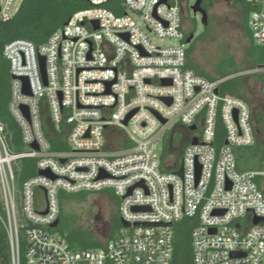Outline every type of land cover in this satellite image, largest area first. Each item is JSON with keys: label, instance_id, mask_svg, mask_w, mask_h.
Returning <instances> with one entry per match:
<instances>
[{"label": "built area", "instance_id": "1", "mask_svg": "<svg viewBox=\"0 0 264 264\" xmlns=\"http://www.w3.org/2000/svg\"><path fill=\"white\" fill-rule=\"evenodd\" d=\"M108 1L90 0L41 45L15 38L4 46L15 76L9 109L25 145L10 150L0 123L12 264L21 262V229L27 264H171L174 226L185 217L194 220V264H264V221L254 223L264 218V157L262 170L240 171L234 152L257 140L251 103L188 66L186 0H122V15ZM246 1L252 40L264 49V0ZM15 2L0 0L2 21L16 14ZM152 34L176 42L158 44ZM246 72H264V64ZM173 125L189 135L180 159L169 161L157 149ZM52 135L67 147L53 148ZM173 144L174 135L169 153ZM22 159H34L37 173L19 185ZM109 188L121 198V226L102 247L74 250L49 231L60 190Z\"/></svg>", "mask_w": 264, "mask_h": 264}, {"label": "rangeland", "instance_id": "2", "mask_svg": "<svg viewBox=\"0 0 264 264\" xmlns=\"http://www.w3.org/2000/svg\"><path fill=\"white\" fill-rule=\"evenodd\" d=\"M195 2L196 0H186L183 10L186 34L188 36L193 34L187 47L191 49L189 59L195 65L194 70L204 72L212 80L224 79L232 90H239L249 100L255 113L259 112L264 116V72H246L264 64V49L256 45L248 36L243 13L238 7L233 6L230 0H214L211 4H207L206 24H204L202 14L194 13L192 9ZM21 3V0H16L15 7ZM152 38L158 44L176 42L175 39L161 41L154 34ZM224 85L225 82L222 86ZM184 131L182 126L173 125L159 137L157 152L162 158L168 154H171L168 157L169 161L177 158ZM200 132L201 128L194 131L195 134ZM173 135L174 148L169 153ZM54 139L57 140L52 135L50 140ZM56 145L58 147L56 149L67 147L64 142L58 140ZM9 149L12 150L10 146ZM24 149L25 145L22 143L21 150ZM262 169L263 167L260 170ZM33 171L37 173V170ZM260 180L261 178L258 177L257 181L260 182ZM58 196L64 217L58 226L49 231L64 237L74 250L102 247L103 245L100 246L99 243L105 244L111 234V229H105L107 224L114 225V236L117 235L121 226L119 210L121 198L116 195L114 189L76 193L60 190ZM0 200L3 204L1 194ZM20 203V197L17 194L18 209H20ZM19 220L20 224L24 222L21 215ZM20 235L22 248H24L22 252L25 255L23 229L20 230Z\"/></svg>", "mask_w": 264, "mask_h": 264}, {"label": "trees", "instance_id": "3", "mask_svg": "<svg viewBox=\"0 0 264 264\" xmlns=\"http://www.w3.org/2000/svg\"><path fill=\"white\" fill-rule=\"evenodd\" d=\"M214 0H203L202 7L207 10V4H211ZM233 6L238 7L245 18V29L250 37L251 30L249 25V14L252 6L246 0H230ZM122 0H109L103 5L112 9L116 14L122 15L125 10L121 4ZM93 7L90 0H22V3L16 14L9 21L0 19V123L6 125V138L11 149L21 150V131L9 109L11 98V82L12 74L10 64L4 56V46L9 41L15 38H25L32 40L37 45L45 43L51 34L56 30L64 27L76 12ZM188 35L186 34L185 41ZM252 41V40H251ZM191 49L187 48L188 66L196 69L194 63L189 59ZM254 68V67H253ZM200 74L206 75L204 72L197 71ZM222 91L244 97L239 90L231 89L227 82L222 86ZM245 98V97H244ZM253 120L257 132V140L251 146H238L234 148L236 155L237 168L240 171H253L262 168V160L264 157V116L261 113H255L253 107ZM186 137L189 131L184 129ZM182 146L179 148L178 158L183 148L187 145L188 139H185ZM53 148H58L55 139L52 141ZM34 159H22L19 166L15 170L18 175L19 183L35 174ZM64 212L60 206L59 219H63ZM6 212L4 205L0 200V264H12V252L9 242V235L5 225ZM194 220L191 218H183L175 225L174 236V253L171 264H194L193 247H192V229ZM114 228V226H113ZM113 228L110 238L114 236ZM99 245H104L99 243ZM24 248L21 246V262L27 264L25 255L22 252Z\"/></svg>", "mask_w": 264, "mask_h": 264}, {"label": "water", "instance_id": "4", "mask_svg": "<svg viewBox=\"0 0 264 264\" xmlns=\"http://www.w3.org/2000/svg\"><path fill=\"white\" fill-rule=\"evenodd\" d=\"M202 1L203 0H196V2L192 5V9L194 11V13H197V12H200L202 14V21L204 24H206V10L202 7ZM68 21H66L65 24H67ZM97 24V22H95ZM96 28H98V25H96ZM193 38V34L189 35L188 38H187V43H190L191 40ZM42 70H43V73L45 74V64H44V58H42ZM12 78H15V76H12ZM22 80L24 81L25 83V91L27 93H30V89H29V84H28V80L26 77H22ZM128 120V119H127ZM127 120L125 121L127 123ZM163 122H165V120H163ZM196 128V126H191L190 129L191 130H194ZM192 143H198V139L197 138H194ZM34 147L38 148V146L36 144H33ZM40 174H48L47 171L45 170H42L39 172ZM176 173H178L179 175H182L183 173V167L181 166L180 170H178ZM260 221H264V218H255L254 219V223H258ZM59 222H60V219H57L52 226L56 227L59 225ZM128 225V224H127Z\"/></svg>", "mask_w": 264, "mask_h": 264}, {"label": "flooded vegetation", "instance_id": "5", "mask_svg": "<svg viewBox=\"0 0 264 264\" xmlns=\"http://www.w3.org/2000/svg\"><path fill=\"white\" fill-rule=\"evenodd\" d=\"M185 139H187V137H183V139H182V141H181V143H180V146H179V148L182 146V143H184V141H186ZM113 224L110 226L109 224H107L106 226H105V229H111L112 230V228H113Z\"/></svg>", "mask_w": 264, "mask_h": 264}, {"label": "crops", "instance_id": "6", "mask_svg": "<svg viewBox=\"0 0 264 264\" xmlns=\"http://www.w3.org/2000/svg\"><path fill=\"white\" fill-rule=\"evenodd\" d=\"M50 138H52V136H51ZM56 143H57V142H56Z\"/></svg>", "mask_w": 264, "mask_h": 264}]
</instances>
